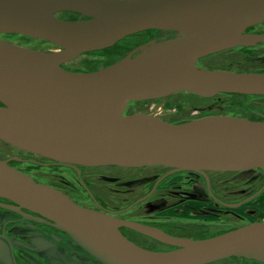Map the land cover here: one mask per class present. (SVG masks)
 <instances>
[{"label": "water", "instance_id": "obj_1", "mask_svg": "<svg viewBox=\"0 0 264 264\" xmlns=\"http://www.w3.org/2000/svg\"><path fill=\"white\" fill-rule=\"evenodd\" d=\"M0 0V34L48 41L58 52L27 49L0 41V140L56 161L84 166H165L172 172L264 170V121L209 115L181 123L148 113L126 114L133 101L187 92L264 96V72L209 69L198 59L218 51L264 42L246 30L264 22V0H67L98 8L101 21H49L21 4ZM207 16L202 33L184 25ZM148 30L191 33L195 38L153 73L113 66L79 72L63 65L110 48ZM23 49L24 57L12 51ZM164 178V177H163ZM161 178V179H163ZM160 179V180H161ZM160 182V181H159ZM253 195L227 204L236 207ZM0 198L23 213L39 214L64 231L103 264H213L237 257L264 264V222L246 224L225 236L190 239L77 204L62 191L35 181L0 159ZM145 197L137 200V204ZM127 227L187 249L184 256L137 245L120 230Z\"/></svg>", "mask_w": 264, "mask_h": 264}, {"label": "rangeland", "instance_id": "obj_2", "mask_svg": "<svg viewBox=\"0 0 264 264\" xmlns=\"http://www.w3.org/2000/svg\"><path fill=\"white\" fill-rule=\"evenodd\" d=\"M79 14L80 13L77 11L61 9L54 13L53 16L57 20L77 21ZM91 20L92 18L86 17L83 22H89ZM168 32L171 31H159L149 38H145L146 35L138 37L129 36L125 38L128 39V41L125 42V46L119 48L115 52L116 54L112 52L109 57L106 56L107 53L82 54L75 59L68 61L64 66L67 69L79 72H90L94 69L99 70L114 66L127 57L134 58L136 55L138 56L140 54L139 50L142 46L153 40H163ZM0 41L32 50L46 52L60 51L58 46L50 42L19 34H0ZM115 55H117V57ZM252 59L253 58L241 56L234 50L225 52L224 54L222 53L216 56H211L207 59L203 58L200 60V64L203 63L204 65H209L211 67L226 64L229 69L242 71L264 67V63H254V60ZM257 59L259 62H261V60L264 61L263 57ZM253 110H256L258 112L257 114H260V117H258L259 119L261 118L264 120L263 97L235 99L231 95L226 94H220L216 97H201L191 93H176L171 95L170 98L168 97L161 100L146 102L133 101L129 104L126 114L148 113L169 122H180L198 117L205 112H210L211 114H234L238 117H243L253 113ZM9 146L10 145H7L4 141H0V156L6 157L8 155L18 154L17 149ZM20 165L23 168L25 167L23 164H19V166ZM32 168H34L32 172L38 175L37 179L43 184H48L55 181V179L61 178L62 175L59 173L64 171L65 173L63 177L67 182L74 178L73 173L66 170L62 171L58 168L51 170L48 167L39 166ZM98 170L99 176L92 186L95 185L97 192L101 196L100 199L104 203H118L117 205L120 207H126L129 205L127 203H132L139 196L148 193L156 179L167 171L166 168L150 169L147 167L139 170L99 167ZM48 171L49 174L46 173ZM219 178L220 184L223 186L225 185L223 189L226 194L242 195L239 197L234 196L236 200L245 199V197L257 192L264 185V172L257 170L225 175ZM205 182L204 177L196 173L181 172L174 174L163 181L151 198L135 206L133 213H129L127 216H140L146 210L150 211L152 208L153 210L150 212L154 213L150 217H147V219L175 221L184 227L182 231H185L183 232L185 235L207 236L205 239L225 236L246 224L264 222V190L257 197L245 202L241 207L226 210L225 217H219L216 213L222 211L223 207L213 204L215 202L208 195ZM58 184L64 183L60 182ZM66 186L65 189L69 190V193L79 203L87 206L93 205L94 202L81 184L76 183V187L74 188L78 189L77 191L70 188L67 183ZM160 203H167V205L161 207ZM170 206L175 207V209L173 210V207L170 208ZM184 212L185 214H183ZM6 215L9 217H15V215L10 212L6 213ZM1 224L2 223L0 222V228ZM168 250L169 249L167 248L159 247V249H156L155 251L158 253H168ZM88 253L83 251L84 256L81 264H85L87 261L91 260L94 261V264H103L93 253L90 251H88ZM6 254L7 251L0 247V264H5L3 257H5L4 255ZM33 260L36 264L42 263V261L40 259L38 260L36 256ZM68 261V264L73 263L70 259H68ZM43 263L60 264L53 262V260H51L50 263L45 259ZM239 263L241 262L231 260L219 262L218 264Z\"/></svg>", "mask_w": 264, "mask_h": 264}, {"label": "flooded vegetation", "instance_id": "obj_3", "mask_svg": "<svg viewBox=\"0 0 264 264\" xmlns=\"http://www.w3.org/2000/svg\"><path fill=\"white\" fill-rule=\"evenodd\" d=\"M162 30H148L145 32L146 37L149 38L150 36L154 35L156 32H159ZM247 33L249 34H264V22H261L259 24H256L254 26L249 27L246 30ZM144 35V36H145ZM237 51V54L241 56H245L248 58H253V62L256 63H264V61L259 60L257 58H264V42H259L250 46H238V47H233L229 48L226 50L218 51L212 54H208L206 56H203L198 59V65L204 67V68H209V69H226V70H232L227 68L226 64L221 65V66H216V67H211L209 65H204L203 63L200 64V60L203 58H208L211 56H216L218 54H224L225 52H230V51ZM262 54V56H261ZM238 58V57H236ZM233 59V58H232ZM64 66V65H63ZM65 67V66H64ZM70 70V69H69ZM233 71H239V72H264V67L262 68H257V69H252V70H233ZM181 93H187V92H181ZM193 94V93H191ZM220 94H226L228 95L229 93H219L213 97H216ZM196 95V94H194ZM242 95V94H240ZM254 97H263L260 95H250ZM168 98V97H166ZM170 98V96H169ZM164 98L160 99H154V100H161ZM146 101H153V100H145ZM144 102V101H143ZM256 113V114H255ZM258 112L256 110H253V113L248 114L246 116H243V118L251 119V120H258V121H264V120H259L258 117H260V114H257ZM209 115H228V114H211L210 112H205L202 113V115L198 117L191 118L189 120L209 116ZM232 115V114H229ZM256 115L257 117H254ZM232 116H237V115H232ZM242 117V116H241ZM189 120H184L180 122H185ZM179 123V122H177ZM3 141V140H0ZM7 145H10L9 147H14L17 149L18 154L14 155H8L6 157L0 156V159L2 160H8L9 164L19 171L31 176L35 181L39 182L37 179L38 175L34 174L32 170L34 168L32 167H48L50 170L51 169H61L69 171L73 173V180L67 182L66 179L63 177L64 172L59 173L62 175L61 178L55 179V181H52L46 185L52 186L66 195H68L71 199H73L77 204L103 211V212H108L111 214H114L115 216L129 220V221H135L139 222L145 225H149L155 228H158L170 235L173 236H178V237H184V238H190V239H205L207 236L203 237L201 235H185L182 231L184 227H182L179 223L175 221H170V220H150L147 219V217H150L154 212H150L153 209L151 208L150 211L146 210L144 213H142L140 216H133V215H128L129 213H133L134 207L141 204L142 202L148 200L151 198L155 192L158 190L159 186L163 183L165 179L168 177L181 173V172H190V171H181V172H172V168L165 167V166H142V167H120V166H112V165H107V166H84V165H76V164H67V163H62L59 161H56L54 159L44 157L26 150H22L19 147H16L12 144H9L4 141ZM19 164L25 165V167L19 166ZM99 167H108V168H122V169H135L139 170L142 168H166L167 171L165 173L161 174L158 179L153 183L150 191L144 195L139 196L137 199H135L132 203H127L126 207H120L117 204L118 203H104L100 198V194L97 192V188L92 186L95 181H97V178L99 176ZM31 168V169H30ZM255 170H262V169H255ZM252 171V170H250ZM250 171H245V172H250ZM264 171V170H263ZM49 174V171L46 172ZM196 173V172H192ZM224 173H234V172H214V171H208L207 176L208 179L202 174L196 173L205 179L206 183V191L208 192V195L213 199V201L220 207H223V210L216 213L219 217L220 216H226L225 211L226 210H232V209H237L241 207L243 204L236 207H231L228 206L227 204H237L238 202L242 200H236L234 196H238V194H234L231 197H234L232 201H227L228 197H226V192L224 191V186L220 184V178L222 176H225L227 174ZM236 173H241V172H236ZM164 177V178H163ZM163 178V179H161ZM161 179V180H160ZM78 181V182H77ZM160 181V182H159ZM57 182V183H55ZM60 182H63L64 184H58ZM42 183V182H39ZM52 183V184H51ZM66 183L70 188L73 190L77 191L78 189L74 188L76 187V183L81 184L88 195L91 197L92 201L94 202L92 206H87L85 204L79 203L77 200L73 198V196L69 193V190H66L65 188ZM58 184V185H55ZM254 194V193H253ZM252 194V195H253ZM240 196V195H239ZM251 196V195H250ZM145 197L144 200L141 202L134 204L137 200ZM249 197V196H248ZM241 198V197H240ZM247 197H245L246 199ZM244 200V199H243ZM0 204L4 205H15L12 201L0 198ZM120 204V203H119ZM161 207H165L167 203H160ZM3 205H0V222L1 228H0V247L5 249L7 251V254L4 255L3 261L5 264H36L33 260V258L36 256V258L42 261L39 262L41 264H45L44 259L47 260V262L51 263V260L55 263H60V264H68L70 259L73 263L72 264H81V261L83 260V251L88 253V251L79 243H77L75 240L72 239L70 235L65 233L64 231L54 227L53 225L49 224L43 217H41L39 214L33 213L27 209L22 208V212L9 208ZM173 206H170L172 208ZM175 207H173V210ZM220 210V209H219ZM218 211V210H217ZM12 213L15 215V217H9L6 215V213ZM185 214V212L183 213ZM195 215V214H194ZM3 216V217H2ZM201 217V216H199ZM121 232L130 240L135 242L137 245L146 248L151 251H155L156 249H159V247L162 248H167L169 249L168 251L174 250L175 246L166 243L164 241H161L159 239H156L152 236H149L147 234H143L141 232H138L136 230L127 228V227H121L120 228ZM212 236V235H209ZM157 247V248H156ZM155 249V250H154ZM156 252V251H155ZM4 254V253H3ZM89 254V253H88ZM86 255V254H85ZM240 261L241 263L239 264H263L261 262L255 261V260H249L245 258H229L225 259L219 262L223 261ZM98 262L97 260H95ZM216 262V263H219ZM213 263V264H216ZM85 264H94V261H87Z\"/></svg>", "mask_w": 264, "mask_h": 264}, {"label": "bare ground", "instance_id": "obj_4", "mask_svg": "<svg viewBox=\"0 0 264 264\" xmlns=\"http://www.w3.org/2000/svg\"><path fill=\"white\" fill-rule=\"evenodd\" d=\"M21 5L38 18H43L49 21H55L53 14L61 9L77 11L92 18L91 21L85 23H96L101 21L100 18L96 17L98 14V8L79 5L67 0H24ZM206 20L207 16L202 14L196 19L186 23L184 27L188 30L202 33L208 29ZM194 38L195 35L191 33L168 32L163 40H153L142 46L139 50L140 54L138 56L136 55L134 58L127 57L123 59L114 65L113 69H134L146 73H153L164 65L169 57L175 55L178 51L186 47V45ZM12 54L17 57H24L26 55V51L23 49H17L12 51ZM189 253H191L189 250L182 249L172 251L167 255L184 256Z\"/></svg>", "mask_w": 264, "mask_h": 264}, {"label": "trees", "instance_id": "obj_5", "mask_svg": "<svg viewBox=\"0 0 264 264\" xmlns=\"http://www.w3.org/2000/svg\"><path fill=\"white\" fill-rule=\"evenodd\" d=\"M145 32H147V31H144V32H141V33H137V34H134V35H131V36H135V37L144 36L145 35ZM127 41H128V39L121 40L120 42H118L117 44H115L114 46H112L110 48H107V49H104V50H100V51L89 52V54L90 53H103V54L107 53L106 56L109 57L112 52L115 53L119 48H122L123 46H125V42H127ZM86 54H88V53H86ZM115 56L117 57V55H115ZM95 70H97V69H94V70H91V71H95ZM228 95H231L235 99L236 98H245V99H247V98L254 97V96H250V95H240V94H228ZM254 117H257V116L254 115ZM259 120H263V119L260 118ZM173 123H177V122H173ZM179 123H181V122H179ZM257 171H261L262 172L263 170H257ZM224 174L231 175V174H235V173H224ZM226 195H227L226 197H228V198L225 199V200L232 201L234 199L233 197H231L232 195H229V194H226ZM240 196H242V195H240Z\"/></svg>", "mask_w": 264, "mask_h": 264}, {"label": "crops", "instance_id": "obj_6", "mask_svg": "<svg viewBox=\"0 0 264 264\" xmlns=\"http://www.w3.org/2000/svg\"><path fill=\"white\" fill-rule=\"evenodd\" d=\"M216 264H218V263H216Z\"/></svg>", "mask_w": 264, "mask_h": 264}]
</instances>
